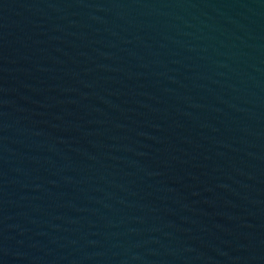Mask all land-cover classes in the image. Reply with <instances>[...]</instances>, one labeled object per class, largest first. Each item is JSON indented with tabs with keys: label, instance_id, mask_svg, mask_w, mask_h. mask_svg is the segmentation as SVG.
<instances>
[{
	"label": "water",
	"instance_id": "95a60500",
	"mask_svg": "<svg viewBox=\"0 0 264 264\" xmlns=\"http://www.w3.org/2000/svg\"><path fill=\"white\" fill-rule=\"evenodd\" d=\"M0 264H264V0H0Z\"/></svg>",
	"mask_w": 264,
	"mask_h": 264
}]
</instances>
